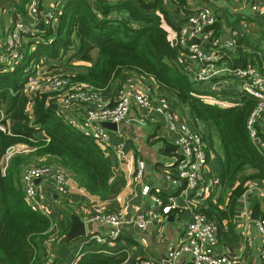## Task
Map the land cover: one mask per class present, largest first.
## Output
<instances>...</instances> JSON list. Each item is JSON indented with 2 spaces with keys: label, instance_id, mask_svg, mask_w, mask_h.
<instances>
[{
  "label": "trees",
  "instance_id": "1",
  "mask_svg": "<svg viewBox=\"0 0 264 264\" xmlns=\"http://www.w3.org/2000/svg\"><path fill=\"white\" fill-rule=\"evenodd\" d=\"M28 1L23 0V7ZM172 2L180 6L185 0ZM166 4L165 0H69L59 26L44 27L36 49L27 52L22 62L11 70L1 62L0 116L4 110L12 133L0 130V264H39L48 249L45 239L52 220L26 199L21 174L27 165H52L39 161L48 156L72 174L80 187L102 197L110 192L113 176L110 156L92 134L79 129L54 107L56 102L50 94L36 95L32 104L24 93L23 79L32 59H63L68 53L69 59L89 61L91 65L76 66L80 71L70 76L101 92L116 81L119 89L135 75L154 78L174 94V103L187 106L196 121L218 131L226 184H233L247 169L255 170L233 190L231 203L235 204L244 194L248 180L264 181V152L251 139L247 127L255 99L245 96L242 102L230 107L204 99L200 85L180 65L179 50L163 26V19L169 20ZM116 12L127 17H118ZM188 14L186 11L182 23ZM239 56L238 53L239 63L247 64ZM235 62L238 63L237 59ZM41 132L49 139L41 137ZM207 134L204 133L208 140ZM16 144H27L34 150L14 153L3 171L7 151ZM212 213L205 215L218 223L220 231L222 219ZM122 260L88 253L78 264H119Z\"/></svg>",
  "mask_w": 264,
  "mask_h": 264
},
{
  "label": "crops",
  "instance_id": "2",
  "mask_svg": "<svg viewBox=\"0 0 264 264\" xmlns=\"http://www.w3.org/2000/svg\"><path fill=\"white\" fill-rule=\"evenodd\" d=\"M30 1L23 7V0H0V52L3 49V40L8 27L17 19H27V5ZM68 1L40 0L41 13L43 15L52 6H57L60 11L57 25L59 26L60 17ZM132 1L137 2L138 0ZM166 1L169 20L163 19V26L168 32L170 41L179 50L178 61L181 66L183 61L177 43L178 25H181L182 19L187 17L186 11L190 14L191 11L208 6L216 15L218 34L229 37L233 29L240 31L237 56L239 53V57L247 61V64L257 65L264 70V13L253 11L252 0H185L184 5L180 6L172 0ZM114 14L122 18L127 17V14L122 15L121 12ZM195 41L200 43L198 39ZM32 43L33 41L26 43L25 54L31 51ZM235 59L238 62H235L236 65L243 66L239 63V58ZM58 60L54 61L51 58L52 63L57 65L65 61L64 58ZM189 60L194 64L196 62L195 59ZM1 62L0 60V64ZM73 64L75 66L65 67L64 64L60 66L69 74H74L80 71V68L76 66L91 65V62L75 61ZM6 68L10 69L8 66ZM136 84L151 85L155 105H159L155 95L168 97L180 121H186L196 126L201 132L208 133L206 181L210 185L209 195L200 197L185 183L173 184L167 179V172L172 171L183 156L173 144L171 132L163 115L158 113L157 121L151 122L145 118L144 111L134 106L126 121L122 122L117 129H110L114 142L124 141L126 156L123 159L116 158L114 154L110 156L113 176L110 192L105 197L87 192L79 186L74 176L67 170L68 181L75 186L68 194L60 193L52 179L43 178L37 182L46 195L43 203L45 211L42 213L48 215L53 223L61 225L62 229L59 241L48 246L49 251L44 252L39 264H73L74 262L78 264L83 255L88 253H99L128 262L150 258L161 264H191L189 255H183L171 263L167 262V259L176 245L184 240L187 225L197 211L204 214L213 212V216L217 214L222 219L218 232L219 245L216 248L218 254H227L232 264H262L260 233L255 225L258 218L254 214V209L256 208L259 216L262 214L261 190L264 191V181L248 180L246 182L248 188L244 194L235 204L231 203L233 190L241 183L245 175L255 170L247 169L236 177L233 184H226L223 181V151L218 131L204 122L196 121L187 106L174 103L176 100L174 94L167 91L154 78L135 75L124 86ZM118 85L119 82L116 81L109 89L102 92L110 103L115 102ZM199 88L204 92L203 97L206 101L221 107L237 105L245 97L240 91V82L232 80L227 75L219 76L216 82L201 84ZM66 110L70 115H67L70 120H81L79 116L81 113H77L73 107H66ZM1 111L7 117L4 110ZM257 128L260 138L254 142L264 152V117ZM118 129L124 137L118 135ZM40 134L41 137L46 138L44 132ZM39 161L44 163L48 161L60 167L48 156ZM139 161L146 163L144 184L149 185L152 192L162 197L164 202H167L170 197H175L178 206L176 209L163 214L162 207L152 197L143 195L142 185L137 184L134 179ZM98 202H105L109 211L121 213L129 220L123 225L121 236L107 243H97L91 238L109 229L106 225L90 220L93 206ZM140 214H144L146 219L151 220L146 229H140L136 224ZM76 218L85 223L86 235L68 242L67 234ZM45 256L49 257L48 261L44 259Z\"/></svg>",
  "mask_w": 264,
  "mask_h": 264
},
{
  "label": "built area",
  "instance_id": "3",
  "mask_svg": "<svg viewBox=\"0 0 264 264\" xmlns=\"http://www.w3.org/2000/svg\"><path fill=\"white\" fill-rule=\"evenodd\" d=\"M40 9V0H31L27 5V19H17L8 27L3 40V49L0 52V60L10 69L16 63L24 60L28 39L33 41V39L42 38L44 27L52 29L57 27L60 12L58 7L52 6L43 15ZM252 9L257 13H264V0H252ZM216 23V15L208 6L195 11L181 23L178 29L177 43L182 55L183 69L198 85L216 82L219 76L225 75L232 80H238L242 94L251 96L256 101L248 117L247 127L251 139L257 141L260 138L257 127L264 117V70L254 64L236 65L235 58L238 52L240 31L235 28L229 37H223L217 33ZM195 39H198L200 43H197ZM189 59H195V64ZM23 91L32 99V104L36 95L50 94L65 118L82 131L92 134L107 155L114 154L118 159H123L126 156L124 141L114 142L110 129L106 128L103 123L112 122L119 126L129 118L134 106L140 111H144L145 118L151 122H156L157 114L161 113L171 132L174 146L183 156L176 167L167 172V179L173 184L185 183L200 197L209 195L210 185L206 181L208 141L204 133L196 126L186 121H180L177 111L168 97L155 95L156 101L159 103V105H155L151 85L123 86L118 89L115 102L110 103L95 86L84 81L74 80L65 69L53 64L50 57L42 56L30 61L23 79ZM66 107H73L77 113L80 112L81 120H70ZM6 118L1 111L0 130L3 133L11 134V124L6 121ZM117 133L120 137H124L119 129ZM11 147L13 151L9 152ZM11 147L4 158L3 171L6 170L14 153L34 150L27 144H16ZM145 172L146 163L139 161L134 179L137 184L142 185L143 195L152 197L162 207L163 214H168L176 209L178 206L175 197H170L167 202H164L162 197L152 192L149 185L144 184ZM43 178L52 179L57 190L62 194H68L71 189L75 188L73 184L69 183L67 171L61 166L27 165L21 174L25 196L28 203L41 212L45 211L43 203L46 195L36 181ZM261 195L262 214L255 221V225L260 233V257L264 264L263 190H261ZM90 220L109 227L104 233L91 236L97 243H107L119 238L123 232V225L129 222L123 214L109 211L105 202H98L93 206ZM150 223L151 220L146 219L144 214H140L136 220L140 229H146ZM61 231V225L52 222L46 232L47 246L59 241ZM218 232L219 226L214 219L200 211L195 212L193 219L187 225L184 240L171 251L167 262L171 263L183 255H189L191 264H232V260L227 254L216 252L219 245ZM44 259L48 261L49 257L45 256ZM119 264L161 263L146 258L134 262L125 260Z\"/></svg>",
  "mask_w": 264,
  "mask_h": 264
},
{
  "label": "water",
  "instance_id": "4",
  "mask_svg": "<svg viewBox=\"0 0 264 264\" xmlns=\"http://www.w3.org/2000/svg\"><path fill=\"white\" fill-rule=\"evenodd\" d=\"M56 109H58V105L55 104L54 106ZM103 125L106 127V128H109V129H117L118 128V125L116 123H112V122H104ZM13 151V148L11 147L9 149V152H12ZM40 181V179H37L36 182ZM254 214L257 216V218H259V213L258 211L256 210V208L254 209ZM86 235V227H85V223L84 222H81L80 219H75L73 224H72V227L70 228L68 234H67V240L68 242H70L71 240L73 239H76V238H79L81 236H84Z\"/></svg>",
  "mask_w": 264,
  "mask_h": 264
},
{
  "label": "rangeland",
  "instance_id": "5",
  "mask_svg": "<svg viewBox=\"0 0 264 264\" xmlns=\"http://www.w3.org/2000/svg\"><path fill=\"white\" fill-rule=\"evenodd\" d=\"M40 39L41 38H36V39H33V43H32V46H31V51L30 52H32V51H34L35 49H36V47H37V44L40 42ZM30 40L28 39L27 41H26V43H28ZM52 40H50L49 41V43L51 42ZM71 51V50H70ZM71 54H73V51L72 52H70ZM64 63L62 62V63H60V64H58V66H60V65H63L64 64V66L65 67H69L70 65L71 66H75V64H73V62H77L78 60H77V58H70L69 59V56H68V53L64 56ZM54 61H59L58 59H54ZM53 62V61H52ZM17 66V63H16V65L13 67V68H15ZM12 68V69H13ZM11 70V69H10Z\"/></svg>",
  "mask_w": 264,
  "mask_h": 264
}]
</instances>
